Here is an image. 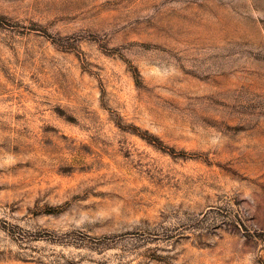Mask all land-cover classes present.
<instances>
[{"label": "rangeland", "instance_id": "374dc122", "mask_svg": "<svg viewBox=\"0 0 264 264\" xmlns=\"http://www.w3.org/2000/svg\"><path fill=\"white\" fill-rule=\"evenodd\" d=\"M0 264H264V0H0Z\"/></svg>", "mask_w": 264, "mask_h": 264}]
</instances>
